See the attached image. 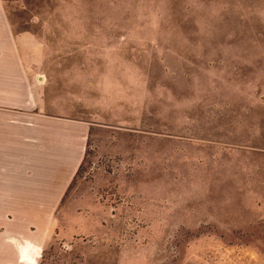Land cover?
Wrapping results in <instances>:
<instances>
[{"label":"rangeland","instance_id":"1","mask_svg":"<svg viewBox=\"0 0 264 264\" xmlns=\"http://www.w3.org/2000/svg\"><path fill=\"white\" fill-rule=\"evenodd\" d=\"M2 2L91 130L39 264H264V0Z\"/></svg>","mask_w":264,"mask_h":264},{"label":"crops","instance_id":"2","mask_svg":"<svg viewBox=\"0 0 264 264\" xmlns=\"http://www.w3.org/2000/svg\"><path fill=\"white\" fill-rule=\"evenodd\" d=\"M33 68L0 0V264H39L89 150V122Z\"/></svg>","mask_w":264,"mask_h":264}]
</instances>
